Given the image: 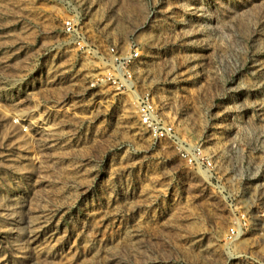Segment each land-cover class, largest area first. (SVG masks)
I'll return each instance as SVG.
<instances>
[{"label": "rangeland", "instance_id": "1", "mask_svg": "<svg viewBox=\"0 0 264 264\" xmlns=\"http://www.w3.org/2000/svg\"><path fill=\"white\" fill-rule=\"evenodd\" d=\"M0 264H264V0H0Z\"/></svg>", "mask_w": 264, "mask_h": 264}, {"label": "built area", "instance_id": "2", "mask_svg": "<svg viewBox=\"0 0 264 264\" xmlns=\"http://www.w3.org/2000/svg\"><path fill=\"white\" fill-rule=\"evenodd\" d=\"M72 20L73 19H67L65 21L64 30L68 39L67 45H73L79 52L80 57L86 59L87 62L91 60L94 65V63H96L95 60L99 58L96 47L83 38V34L77 29L78 26L74 24ZM100 61L101 68L107 72V78L114 82L116 88H122L126 91L132 90L134 82L132 81L131 73L138 70L140 64V52L134 44L129 46L127 52H121L115 45H111L107 54L100 58ZM92 86H95L94 82H92ZM135 100L137 101L139 122L145 126L151 134H174L172 127L158 118L154 111L153 101L147 94H137ZM186 156H188V160H191L192 154L190 152ZM209 165H211V161Z\"/></svg>", "mask_w": 264, "mask_h": 264}]
</instances>
